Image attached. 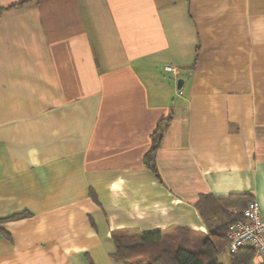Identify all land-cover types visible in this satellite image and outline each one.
I'll use <instances>...</instances> for the list:
<instances>
[{
	"label": "crops",
	"instance_id": "1",
	"mask_svg": "<svg viewBox=\"0 0 264 264\" xmlns=\"http://www.w3.org/2000/svg\"><path fill=\"white\" fill-rule=\"evenodd\" d=\"M237 194L264 220V0H0V264H121L123 230L197 251L199 198Z\"/></svg>",
	"mask_w": 264,
	"mask_h": 264
},
{
	"label": "trees",
	"instance_id": "2",
	"mask_svg": "<svg viewBox=\"0 0 264 264\" xmlns=\"http://www.w3.org/2000/svg\"><path fill=\"white\" fill-rule=\"evenodd\" d=\"M169 123L170 117L157 123L151 135L150 149L143 158L145 167L157 180L160 179L156 167V153ZM251 201V197L246 194L229 195L221 199L201 196L196 208L207 234L197 251L187 248L180 237L171 236L166 232L170 230L146 234L123 230L113 234L116 249L113 258L121 264H220L217 256L226 250V230L231 222L240 217V213ZM26 216V213H21L9 220H19ZM230 255L231 264H249L254 251L243 248Z\"/></svg>",
	"mask_w": 264,
	"mask_h": 264
},
{
	"label": "built area",
	"instance_id": "3",
	"mask_svg": "<svg viewBox=\"0 0 264 264\" xmlns=\"http://www.w3.org/2000/svg\"><path fill=\"white\" fill-rule=\"evenodd\" d=\"M163 71L178 75V69L170 65L164 66ZM225 238L228 253L234 254L243 248L252 249L260 264H264V220L255 201L248 203L240 217L229 224Z\"/></svg>",
	"mask_w": 264,
	"mask_h": 264
},
{
	"label": "water",
	"instance_id": "4",
	"mask_svg": "<svg viewBox=\"0 0 264 264\" xmlns=\"http://www.w3.org/2000/svg\"><path fill=\"white\" fill-rule=\"evenodd\" d=\"M181 85H182V80H178L176 83V87L178 90L181 88Z\"/></svg>",
	"mask_w": 264,
	"mask_h": 264
},
{
	"label": "rangeland",
	"instance_id": "5",
	"mask_svg": "<svg viewBox=\"0 0 264 264\" xmlns=\"http://www.w3.org/2000/svg\"><path fill=\"white\" fill-rule=\"evenodd\" d=\"M178 76V75H177ZM177 76H174L175 78H177ZM178 81V80H177Z\"/></svg>",
	"mask_w": 264,
	"mask_h": 264
}]
</instances>
